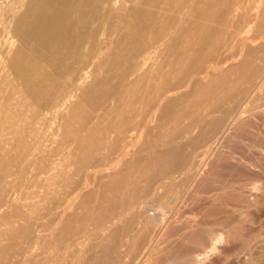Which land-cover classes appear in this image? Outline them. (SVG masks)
Segmentation results:
<instances>
[{
    "label": "bare ground",
    "instance_id": "obj_1",
    "mask_svg": "<svg viewBox=\"0 0 264 264\" xmlns=\"http://www.w3.org/2000/svg\"><path fill=\"white\" fill-rule=\"evenodd\" d=\"M0 156V264H264V0H0ZM185 181L214 194L180 222Z\"/></svg>",
    "mask_w": 264,
    "mask_h": 264
},
{
    "label": "rangeland",
    "instance_id": "obj_2",
    "mask_svg": "<svg viewBox=\"0 0 264 264\" xmlns=\"http://www.w3.org/2000/svg\"><path fill=\"white\" fill-rule=\"evenodd\" d=\"M227 54H232V49L230 51H228ZM28 109H31L32 111L33 110L34 111L35 110L36 111L39 110L38 107H37V105H36V103L34 101H32V100H30L29 103L27 104V106L24 107V112L25 113H28V111H27ZM42 114L45 117V116H47L48 112L47 111H43ZM187 121L188 120H184L182 123L187 125L188 124ZM256 124H258L257 127H259V130L262 129L261 123L259 121H257L255 123V125ZM252 130L254 132H257L256 126H253ZM235 144H238V143H235ZM242 145L243 146H246L245 143L240 142L237 146H234L235 149L234 148L233 149L236 152L241 151ZM236 147H237V149H236ZM237 156H240V155L237 154ZM0 163H4V165H5V168H0V177L3 178L4 182L7 184V189L9 190L11 188V185L14 183L13 182L14 181V178L13 177H10V176H5V173L8 172V171H14L17 168L15 166L11 165V162H10V159H9L8 156L7 157L0 156ZM23 177L26 178L27 175L23 174ZM28 183H31V182H24V185L26 187L29 186L28 188H26V190H25L26 192L24 191V193H26V195L29 198L32 196L34 199L32 197H31V199H29V198H27V196H25V194H22L21 195L22 198H23V195L25 197L23 198L22 202H20L21 204L19 203V206H21L23 204L24 205H27V208L24 207L23 208V211L26 214L27 219H29V221L31 222V224L33 223L32 224V227H35V226L37 227V224H40L43 227H55V226L58 227V220H59V218H57V217L59 216V210L53 209L52 207H53V204L58 203L57 201H59V197H58L59 194H56L57 192H53L52 193V191L49 190V189H53V188L55 190H58V183L56 182L57 184L56 183H53L52 185H47L45 182H42V185L44 184L43 188L41 187V183L40 182H37V183L35 182L36 184L33 183L34 186H36V188H34V186H33L32 183H31L32 186L31 185H28ZM37 184L40 185V188H37V186L39 187V185H37ZM54 184H56L57 186L54 185ZM184 185H185V189L186 190H184ZM186 186H188V188H189V184H186V181L185 182H182V183H179L178 186H176L172 191H170V194H169V196L167 198V201H168L167 203H168V205H171L170 206L171 208L174 209V207H172V206L175 205V208L177 209V210L174 209L175 217L180 222L182 220L185 221V219H186V221H188L190 219L196 218V214H195L196 212L194 210L195 209V206H194L195 203L196 202H199V203L204 202L205 200H207V198H209L212 194H214V192H211V193H208V194H206V193H197V194L195 193L194 194L192 191H190V188L188 190ZM44 188H45V190H44ZM27 190H28V192L30 194H28ZM31 191H32V193H31ZM178 194H180V195H178ZM34 195H35V197H34ZM51 195L53 196V198L51 197ZM55 195H57V196H55ZM26 198L29 199L30 201L27 200ZM35 198H36V201H35ZM40 198L42 200H44V201H42ZM170 198L172 199V201H169V200H171ZM175 198H176V201H175ZM200 199H202V200H200ZM2 200H3V197L0 195V203H1ZM177 200H179L181 203L179 201L177 202ZM195 200H196V202H195ZM32 201L35 202V204L32 205ZM174 201L178 205L179 204H181V205L178 206L176 203H174ZM38 202H41V203H38ZM41 205L43 207H41ZM188 205H190V207ZM37 209H38V211H37ZM39 210H40V212H39ZM236 210L237 211L235 213H231V215L232 216L235 215L238 218L239 217V212L242 209L241 208H236ZM11 211H12L11 208H2V209H0V248H2V247H5L6 248V250L8 251L7 254H6V256L9 259L12 258V254H13V251H14V246L11 244V241L10 240H7L5 238H2V235H3V232L5 230L6 231L8 230V228L10 227L9 225H11L10 228H13V226H18V225L17 224H14L13 225V223H9L10 221L3 220L2 218L5 217L6 215H8L9 213H11ZM47 211L49 213H47ZM187 214H188V217H186ZM54 215H55L56 218L54 217ZM229 216H230V214H229ZM34 217H35V219H34ZM41 217H42V221L40 223ZM199 217L200 216H198V218ZM49 220H50V222H48ZM207 220L206 221L205 220L203 221V224H202L201 227H219V225L221 223V221H219L220 220V217H218V216L217 217L214 216L211 219H207ZM52 221H53V223H51ZM35 222L37 224H35ZM247 227H251V229L249 231V235H245V238H244L246 240L247 244H249V245L253 244L256 240L259 239L260 235H261L260 238H264V217L263 216L260 217L258 220H253L251 217H248L247 218ZM8 242H10V245L7 244Z\"/></svg>",
    "mask_w": 264,
    "mask_h": 264
}]
</instances>
